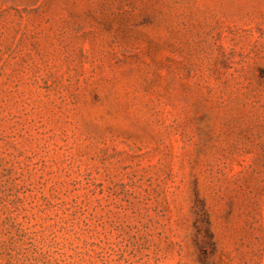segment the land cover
Returning a JSON list of instances; mask_svg holds the SVG:
<instances>
[{
	"label": "rangeland",
	"instance_id": "obj_1",
	"mask_svg": "<svg viewBox=\"0 0 264 264\" xmlns=\"http://www.w3.org/2000/svg\"><path fill=\"white\" fill-rule=\"evenodd\" d=\"M0 264H264V0H0Z\"/></svg>",
	"mask_w": 264,
	"mask_h": 264
}]
</instances>
